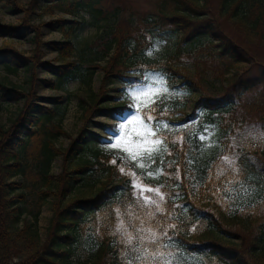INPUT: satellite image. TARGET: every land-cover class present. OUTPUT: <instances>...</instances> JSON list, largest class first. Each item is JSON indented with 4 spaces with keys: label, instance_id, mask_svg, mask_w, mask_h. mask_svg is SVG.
<instances>
[{
    "label": "trees",
    "instance_id": "1",
    "mask_svg": "<svg viewBox=\"0 0 264 264\" xmlns=\"http://www.w3.org/2000/svg\"><path fill=\"white\" fill-rule=\"evenodd\" d=\"M149 1L150 10L123 16L120 0H30L21 7L24 14L18 23L0 22V34L7 29L11 35L31 33L34 43L30 54L0 46V56L28 69L31 85L27 90L0 81L1 95L25 97L10 124L0 123V264H127L133 257L117 231L121 221L122 231L134 237L150 229L204 254L191 256L194 264H207L206 259L208 264H264V147L249 137L252 127L264 125V62L250 48L264 46V0ZM57 11L71 18H57L69 22L63 24L65 37L48 41L62 59L53 65L52 86L67 79L90 84L99 66L100 90L81 97L83 111L106 107L124 115L140 108L142 116L150 113L163 140L159 152L143 157L151 167L138 168L122 150L128 148L110 150L86 140L83 129L68 134L62 125L68 101L35 102L32 90L38 67L45 62L41 55L46 43L36 17ZM84 25L103 32L78 52L73 36ZM232 29L251 46L238 41ZM101 59L106 62L100 64ZM243 64L247 67L236 70ZM228 72L231 81L224 84ZM116 78L123 81L121 92L128 99L135 86L162 80L166 90L155 103L132 107L126 99L105 105L101 97ZM119 125L108 124L115 132ZM62 134L70 137L66 146L57 145ZM147 147L152 145L128 151L139 160ZM59 155L63 167L55 173L52 163ZM224 157L235 161L236 170ZM149 171L158 175L148 177ZM132 172L141 184L160 189L163 200L154 192L145 194L159 201L162 212L140 206L130 183ZM234 179L254 184L261 197L247 203L229 199L226 188ZM51 196L54 212L48 238L41 242L37 221Z\"/></svg>",
    "mask_w": 264,
    "mask_h": 264
},
{
    "label": "rangeland",
    "instance_id": "2",
    "mask_svg": "<svg viewBox=\"0 0 264 264\" xmlns=\"http://www.w3.org/2000/svg\"><path fill=\"white\" fill-rule=\"evenodd\" d=\"M30 0H0V22L4 24H16L23 17V11L21 7L23 5L27 6ZM120 3L123 6V16H127L134 13H141L143 11L150 10L152 8V3L149 0H120ZM18 4V5H17ZM87 17L89 16L87 11H83ZM69 13L63 11H57L55 13H45L42 16L36 17V21H41L43 38L46 43L43 48V53L41 55L42 60H45L44 63H41L38 67L37 74L35 76L36 82L35 87L33 88L32 93H36L35 102L42 104H51L68 101V111L62 120V125L65 131L68 134L76 135L82 129L86 133V140H95L105 146V148L110 150H118L119 148H128L136 149L139 144L133 143L137 134L139 133L140 125L136 126L134 123L131 125L130 132L127 135H123L121 138V144L116 148H110V142L114 141L118 136L119 132L112 130L108 124L113 121H119L121 123L127 122L133 115L134 111L127 110L124 115H117L115 111H110L108 108L97 109L95 111L87 110L86 113L83 111L84 103L81 100V97H89L91 91H99L101 86L102 70L99 66L95 67L94 76L90 84H86L79 79H67L63 82L61 86L56 85L52 86L53 81L56 80V75H54L55 70L53 65L58 64L62 59H58V51L50 45V40H58L65 37L63 24L69 23L66 20L58 21L57 18L65 17L71 18ZM102 29L94 25H84L83 27L76 30L74 34V40L77 44V51L86 44L88 41L97 40L99 35L102 33ZM232 32L235 34L238 41L243 44L250 45L245 38L235 29H232ZM73 35V34H72ZM31 33L27 32H17L16 34L11 35L10 30L7 29L0 34V46L8 44L14 46L19 50H25L27 54L32 52L34 43L31 41ZM102 40L99 43L102 45ZM98 43V41H97ZM251 46V45H250ZM253 51L258 53L259 60L264 62V46L259 47V45H253L250 47ZM100 64L106 62L105 59H101ZM8 63L10 66L16 67V70L8 69L5 65ZM247 65H239L236 70L242 71L246 68ZM229 77L228 80H224V84H228L231 81L232 72L225 74ZM30 72L25 66H19L17 63H14L11 59L5 56H0V81L6 85L17 84L23 86L29 90L31 85L29 84ZM216 84L220 86V81H217ZM30 85V86H29ZM154 91L161 93L166 90V87L163 84H155ZM112 89L108 93L101 97V102L114 106L119 102L124 100L133 104V101L128 98H124L123 93L121 92V86H123V81L116 78L112 83ZM146 86H135L130 89L131 92L141 91L145 89ZM221 91V90H220ZM196 92L192 93L194 97ZM60 96L61 99L58 97ZM123 96V97H122ZM156 95H150L147 98L140 97V100L137 101L136 106L145 105L150 103L155 99ZM145 101V103H141ZM25 104V97L23 95L10 96L1 95L0 93V123L8 126L11 122V119L16 117L19 113L20 108ZM192 102H189L187 106V111L191 112ZM36 108H32V111ZM120 116L121 118H119ZM117 117V118H115ZM142 136V135H141ZM249 137L254 144L264 147V125L254 126L249 131ZM57 145L66 146L70 142V137H67L66 134H62L56 140ZM145 146V145H144ZM63 161L62 156H56L52 163V170L55 173H59L62 170ZM14 178V177H13ZM226 191L228 193V198H239V202L247 203V200L258 199L261 196L258 195V189L254 184H251L248 181L242 179H234L229 182L227 185ZM262 192V191H260ZM53 197H49L48 202H46L39 214V219L37 221V228L40 234L41 242L45 241L48 238V228L50 220L53 216ZM240 203V204H241ZM245 205V204H244ZM28 218H31L28 216ZM24 217L19 222L21 225L24 223ZM151 232L148 231L147 234L143 233L141 237L143 239L134 240L132 247H143L147 248L149 252L161 251L167 256L171 254L175 258L176 264H194V259L190 257L193 255L204 256V254L194 253L191 250L184 248L182 243L171 239L165 238L162 235H157V241L155 244H152L147 239L151 236ZM239 242H244L242 238L237 239ZM134 253L132 252V257L134 258ZM206 259V258H205ZM134 260V259H133ZM204 260V259H203ZM206 263H209V260L206 259ZM133 264H138L134 261ZM154 264H163V262H154Z\"/></svg>",
    "mask_w": 264,
    "mask_h": 264
},
{
    "label": "snow or ice",
    "instance_id": "3",
    "mask_svg": "<svg viewBox=\"0 0 264 264\" xmlns=\"http://www.w3.org/2000/svg\"><path fill=\"white\" fill-rule=\"evenodd\" d=\"M147 54H151V52H148ZM160 84H163L164 82L161 80L159 81ZM155 82L153 84H149L145 89L141 91H134L129 93V99L133 101L132 107H136L137 101L140 100V97H145L147 98L150 95H160L161 93L154 91L155 89ZM141 103H145V101H141ZM151 103H155V100L153 99ZM150 107V105H147ZM154 120V117L148 113L144 114L142 116V112L140 108H137L135 115H133L127 122L121 123L119 125V136L112 142H110V148L116 149L120 144H121V138L124 135L125 129L129 126L132 125L133 123H139L143 129H145V134L144 135H139L137 134L133 143L135 144H140V145H146V144H151L152 147H147L144 149V152L142 154V157L137 160V157L135 154L131 153L128 151V149H122L125 151L128 155L129 158L136 161V166L138 168H145V167H151V165H145L143 163V157L146 156L148 158H151L153 152H159L160 148L159 146L163 144V140L159 137H157L156 133L158 131V128H154L152 121ZM162 127L167 128L168 125L165 124ZM201 140H204L205 137L201 136ZM166 150V147H165ZM224 160L226 164H228L230 167L235 169V161L233 159H229L228 157H224ZM112 163H115V160L112 161ZM122 173L124 172L123 168L119 169ZM129 175L132 177V180L130 181L132 188L135 191V195L137 198V202L140 203L141 207H155V210L157 212H162L163 209L160 206L159 201L154 199L150 195H146L145 193H152L154 192L157 196H159L160 200L164 199L163 194L160 192L159 188H151L148 186H145L141 184L136 177V174L134 172L129 173ZM146 175L148 177H154L158 175V173L154 172H147ZM151 215V213H149ZM124 228L123 221L120 222V227H118L117 231L121 232V234L125 237V243L129 246L133 245L134 240H139L143 239L142 237H134L130 232L122 231ZM138 231H144V229H140ZM148 231H151L150 229ZM166 235V233H165ZM150 243L155 244L157 241V235L155 232H151V236L147 238ZM131 251L135 254L134 255V261L138 262V264H154V262H163V264H176L175 258L171 256V254H168L167 256L165 253L157 250L153 252H149L147 248L141 247H132ZM127 255V254H126ZM133 259H130L127 261V264H133Z\"/></svg>",
    "mask_w": 264,
    "mask_h": 264
}]
</instances>
